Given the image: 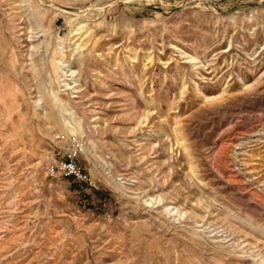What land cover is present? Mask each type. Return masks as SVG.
Masks as SVG:
<instances>
[{
	"label": "rangeland",
	"instance_id": "rangeland-1",
	"mask_svg": "<svg viewBox=\"0 0 264 264\" xmlns=\"http://www.w3.org/2000/svg\"><path fill=\"white\" fill-rule=\"evenodd\" d=\"M42 1L0 0V264H264V0Z\"/></svg>",
	"mask_w": 264,
	"mask_h": 264
},
{
	"label": "built area",
	"instance_id": "built-area-1",
	"mask_svg": "<svg viewBox=\"0 0 264 264\" xmlns=\"http://www.w3.org/2000/svg\"><path fill=\"white\" fill-rule=\"evenodd\" d=\"M78 140L75 137L73 140V148L67 153V157L51 163L47 167L48 175L52 177H70L78 181L87 182L88 175L84 172L82 167L77 163L78 155Z\"/></svg>",
	"mask_w": 264,
	"mask_h": 264
},
{
	"label": "bare ground",
	"instance_id": "bare-ground-1",
	"mask_svg": "<svg viewBox=\"0 0 264 264\" xmlns=\"http://www.w3.org/2000/svg\"><path fill=\"white\" fill-rule=\"evenodd\" d=\"M42 3H44L42 0H40ZM45 5L52 7V8H56V5L52 4V3H44ZM74 72V71H73ZM55 118V117H54Z\"/></svg>",
	"mask_w": 264,
	"mask_h": 264
},
{
	"label": "crops",
	"instance_id": "crops-1",
	"mask_svg": "<svg viewBox=\"0 0 264 264\" xmlns=\"http://www.w3.org/2000/svg\"><path fill=\"white\" fill-rule=\"evenodd\" d=\"M55 3H57V1Z\"/></svg>",
	"mask_w": 264,
	"mask_h": 264
}]
</instances>
